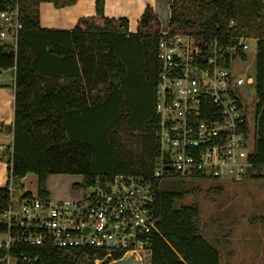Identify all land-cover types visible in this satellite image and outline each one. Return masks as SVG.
Returning a JSON list of instances; mask_svg holds the SVG:
<instances>
[{"label":"trees","instance_id":"1","mask_svg":"<svg viewBox=\"0 0 264 264\" xmlns=\"http://www.w3.org/2000/svg\"><path fill=\"white\" fill-rule=\"evenodd\" d=\"M195 9L181 6L187 0H173L171 27L204 33L207 37L229 40L231 35L253 36L256 40V99L253 106L256 123L252 134L253 150L249 155L253 168L250 177H264V22L247 28L237 19L230 0H190ZM41 2L56 7L73 5L77 0H0V11L16 14L22 27L17 32L16 45L0 44V69L15 68V108L12 128L13 143L8 153V181L0 187V214L9 203L8 184L11 177L24 178L35 173L38 196L50 195L47 180L53 174L82 175V183L73 187L104 184L114 174H97L93 169L96 145L73 134L71 117L81 112L103 108L109 118L103 126V140L112 148L129 147L134 154L146 156L156 165L158 156L157 130L159 119L155 102L159 83L157 44L159 29L148 31L160 20L147 6L136 32L129 31L128 18H109L104 15L105 0H96L99 20L82 18L73 29H51L40 24ZM257 17L264 0H252ZM237 21V22H235ZM258 28V30H257ZM2 25L0 24V31ZM8 33H13L9 30ZM251 36V37H252ZM247 60V54L240 53ZM39 68L57 71L39 72ZM50 70V69H48ZM147 75L151 81L149 109L142 119L135 118L139 101L129 90L134 75ZM126 129L131 133L129 137ZM145 131L142 142L131 139L135 131ZM250 131L248 121L244 126ZM141 143V144H140ZM12 148V151H11ZM1 157V156H0ZM2 160V158H1ZM148 164L144 162L143 167ZM154 171H131L126 175L145 176L154 191L153 212L159 233L153 235L152 248L142 251L143 264H220L219 251L199 233L195 207H178L181 193L161 190V178ZM221 191L222 187H217ZM32 195L31 192H27ZM5 228L0 224V233ZM7 251L0 248V264ZM37 256V264H96L105 252L90 248H59L54 246L20 245L9 251L11 257ZM113 255L102 264L119 260Z\"/></svg>","mask_w":264,"mask_h":264},{"label":"built area","instance_id":"2","mask_svg":"<svg viewBox=\"0 0 264 264\" xmlns=\"http://www.w3.org/2000/svg\"><path fill=\"white\" fill-rule=\"evenodd\" d=\"M0 18V44L6 43L9 30L16 41L22 27L17 15L0 11ZM163 26L157 44L159 153L153 176L244 181L253 168L249 158L252 134L244 130L246 119L250 129L248 111L253 99L240 87L254 85V78H244L236 69L238 60L247 61L240 53L247 54L253 37L238 34L225 41L178 30L170 23ZM7 148L0 145V155ZM84 188L80 199L56 200L50 195H28L27 190L14 195L8 184L9 203L0 214L5 228L0 234L8 237L0 243L8 252L3 264L38 263L37 256L9 255L20 245L104 251V258L96 259V264L129 253L142 260V251L151 250L152 237L159 233L150 180L143 175L120 174L104 184Z\"/></svg>","mask_w":264,"mask_h":264},{"label":"rangeland","instance_id":"3","mask_svg":"<svg viewBox=\"0 0 264 264\" xmlns=\"http://www.w3.org/2000/svg\"><path fill=\"white\" fill-rule=\"evenodd\" d=\"M230 1L234 4L237 19L255 33L252 27L253 25L262 26L264 8L260 17H257L252 7V0ZM178 6L190 7L193 10L197 4L187 0V2L179 3ZM158 15L160 24H152L148 31L158 30L162 25L161 22L163 27L167 28L169 8L165 4L160 5ZM248 43L250 47L247 51V61L238 60L236 70L238 75L244 78L248 76L255 78L256 40L253 38ZM51 70L57 71L56 68H39L41 73ZM150 89L151 81L147 75L140 77L135 74L129 81L128 91L139 101L135 115L137 120L142 119L143 114L150 107ZM240 90L250 95L253 100L256 99L253 84H244ZM244 101L247 102V99ZM248 112L250 130L253 134L256 123L253 104ZM108 118V108L106 110L100 108L78 113L69 121L75 136L96 145L93 159L94 171L99 175L104 173L120 175L131 171H141V169L147 173L151 170L155 171L156 165L149 162L146 156L137 152L133 154L129 147L112 148L110 143L103 140V126ZM126 131L128 133L126 136L129 137L131 133L127 129ZM145 137V131L141 129L135 131L131 139L142 142ZM1 158L4 159L2 161L7 162L8 153ZM144 162L148 164L147 167H143ZM82 182V175L53 174L47 180V189L53 199L77 200L84 195L85 188L73 186ZM9 184L14 189V195H19L25 190L35 196L38 195V181L35 173H28L24 178L11 177ZM217 187H222V190L216 191ZM160 189L176 190L177 193H181V197L176 202L178 207L196 208L198 231L219 251L220 264H264V177L259 179L249 177L241 182H230L182 180L178 177L165 176L161 178ZM7 238L6 234H0V243ZM138 261V255L133 253L108 264H139Z\"/></svg>","mask_w":264,"mask_h":264},{"label":"crops","instance_id":"4","mask_svg":"<svg viewBox=\"0 0 264 264\" xmlns=\"http://www.w3.org/2000/svg\"><path fill=\"white\" fill-rule=\"evenodd\" d=\"M172 1L173 0H105L104 15L116 19L128 18L129 31L136 32L139 28V21L148 5L153 8L154 13L158 17L160 5L165 4V6L169 8V23L171 18L170 5ZM39 14L41 26L51 29H73L82 18L99 20L96 13V0H77L75 4L65 7H56L52 2H41ZM1 23L2 19L0 18V24ZM161 24L163 25L162 22ZM4 41L11 46L16 45L13 33H7ZM15 73V68L0 69V145L4 146H9L13 143L12 128L14 124L15 108ZM2 160L4 159L2 158ZM2 160L0 157V187L4 186L9 178L8 162ZM132 254L133 253H129L127 255L130 256ZM138 258L139 264H143L141 258Z\"/></svg>","mask_w":264,"mask_h":264},{"label":"water","instance_id":"5","mask_svg":"<svg viewBox=\"0 0 264 264\" xmlns=\"http://www.w3.org/2000/svg\"><path fill=\"white\" fill-rule=\"evenodd\" d=\"M251 80H253V79L251 78Z\"/></svg>","mask_w":264,"mask_h":264}]
</instances>
